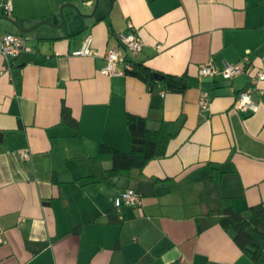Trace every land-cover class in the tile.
Instances as JSON below:
<instances>
[{"label":"crops","instance_id":"obj_1","mask_svg":"<svg viewBox=\"0 0 264 264\" xmlns=\"http://www.w3.org/2000/svg\"><path fill=\"white\" fill-rule=\"evenodd\" d=\"M10 2L0 35L19 34L29 51L0 55V264H264V220L250 210L264 205V80L250 93L255 112L234 107L264 71V0H98L93 15L95 0ZM53 15L57 26L43 23ZM128 23L139 52L117 39ZM87 35L95 54L72 55ZM112 48L190 86L161 96L125 72L103 74ZM209 60L244 70L200 75ZM128 113L153 129L181 125L163 157L113 176L97 150H130ZM130 187L141 205L115 208L112 196ZM221 198L249 222L259 263L214 221Z\"/></svg>","mask_w":264,"mask_h":264},{"label":"trees","instance_id":"obj_2","mask_svg":"<svg viewBox=\"0 0 264 264\" xmlns=\"http://www.w3.org/2000/svg\"><path fill=\"white\" fill-rule=\"evenodd\" d=\"M125 73L141 79L150 91L163 88L165 91L181 92L190 86L185 75H165L139 63H132V69ZM61 122L72 127L77 124L66 106L61 109ZM126 124L130 137L129 151L124 152L103 143L98 146V156L111 161L108 173L113 176L127 174L131 169H141L149 160L163 157L169 140L176 135L181 125L177 121L161 120L159 126L153 129L147 125L145 117L130 113L126 115ZM250 210L264 220V205H255ZM211 215L221 227L233 231L235 242L250 259L256 263L261 261V248L253 242L247 231L249 222L234 210L230 199L221 198L219 208ZM261 234L264 236V232Z\"/></svg>","mask_w":264,"mask_h":264},{"label":"built area","instance_id":"obj_3","mask_svg":"<svg viewBox=\"0 0 264 264\" xmlns=\"http://www.w3.org/2000/svg\"><path fill=\"white\" fill-rule=\"evenodd\" d=\"M0 9L4 14H8L12 10L10 0L4 3H0ZM117 39L120 44L127 51L135 53L139 52L142 48V42L140 37L135 33L131 23H128V29L126 31H119ZM23 51H29V48L25 47L23 38L17 33H4L0 35V55L4 60L9 63L12 58L17 57ZM72 55L76 56H92L95 54L91 48V36L87 35L81 46L78 49L73 50ZM132 69L131 64L126 60V57L122 55L121 51L117 48H112L106 51L104 54V65L100 69L101 73L112 75L122 74L126 70ZM244 70V62L238 63H227L222 61L221 67L216 66L211 60L199 67V74L202 76H214L217 74L223 75L225 78H232L240 74ZM264 80V71L256 72L255 76L251 79L252 86L245 88L237 94L234 107L240 111L255 112L258 108L257 103L251 100L250 93L256 89V84L259 81ZM165 90H161L160 94L163 96ZM207 99L202 97L200 99V106L202 109L207 107ZM27 153L22 152L20 156L27 158ZM141 194L134 188H126L118 191L112 196L113 206L120 208L121 206H140L141 205ZM1 241V233H0Z\"/></svg>","mask_w":264,"mask_h":264},{"label":"water","instance_id":"obj_4","mask_svg":"<svg viewBox=\"0 0 264 264\" xmlns=\"http://www.w3.org/2000/svg\"><path fill=\"white\" fill-rule=\"evenodd\" d=\"M69 5L72 6V7L76 10V12H77L79 15H81V14L79 13V11L77 10V8H76L75 5H73V4H69ZM97 7H98V0H95V3H94V9H93V12H92L90 15H93V13H94V11L97 9ZM90 15H87V16H90ZM60 17H61L62 22H63V21H64V17H63L62 12H60ZM5 18H6L7 20L11 21V22L15 25V27L17 28V31H20V32H27V31L30 30V29H22L21 27H19L18 24L14 23L10 18H8V17H5ZM43 23H45V24H49V25L57 26V18H56V15H53V16H52V21H51V22H43ZM155 76L157 77V74H156ZM161 78H162V77H159V79H161Z\"/></svg>","mask_w":264,"mask_h":264}]
</instances>
